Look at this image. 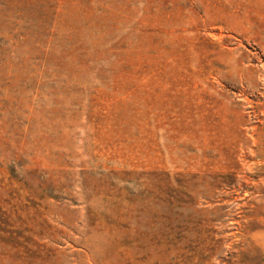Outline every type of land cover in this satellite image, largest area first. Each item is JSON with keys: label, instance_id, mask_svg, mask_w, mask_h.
Instances as JSON below:
<instances>
[{"label": "rangeland", "instance_id": "1", "mask_svg": "<svg viewBox=\"0 0 264 264\" xmlns=\"http://www.w3.org/2000/svg\"><path fill=\"white\" fill-rule=\"evenodd\" d=\"M0 264H264V0H0Z\"/></svg>", "mask_w": 264, "mask_h": 264}]
</instances>
